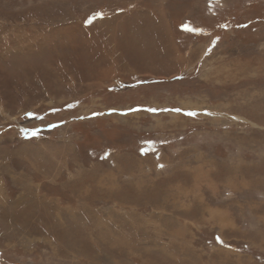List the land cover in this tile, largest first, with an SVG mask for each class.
Returning a JSON list of instances; mask_svg holds the SVG:
<instances>
[{
	"label": "rangeland",
	"instance_id": "obj_1",
	"mask_svg": "<svg viewBox=\"0 0 264 264\" xmlns=\"http://www.w3.org/2000/svg\"><path fill=\"white\" fill-rule=\"evenodd\" d=\"M0 264H264V0H0Z\"/></svg>",
	"mask_w": 264,
	"mask_h": 264
},
{
	"label": "bare ground",
	"instance_id": "obj_2",
	"mask_svg": "<svg viewBox=\"0 0 264 264\" xmlns=\"http://www.w3.org/2000/svg\"><path fill=\"white\" fill-rule=\"evenodd\" d=\"M36 67V66H35ZM95 217V216H94Z\"/></svg>",
	"mask_w": 264,
	"mask_h": 264
}]
</instances>
